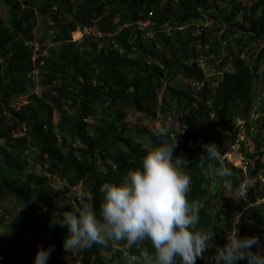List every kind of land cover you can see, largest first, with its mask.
Listing matches in <instances>:
<instances>
[{
  "label": "trees",
  "instance_id": "obj_1",
  "mask_svg": "<svg viewBox=\"0 0 264 264\" xmlns=\"http://www.w3.org/2000/svg\"><path fill=\"white\" fill-rule=\"evenodd\" d=\"M1 5L10 24L0 16V225L7 229L0 235V264H32L38 246H54L47 264H77L62 246L67 229L49 232L43 223L76 211L89 196L98 210L100 185L121 182L162 139L175 141L174 158L187 160L181 171L191 180L187 198L198 208L197 229L214 227L213 239L223 246L235 214L216 171L228 169L232 190L241 189L244 172L223 156L242 133L238 119L247 121L252 107L264 46L251 64L243 41L264 44V0H0ZM38 15L52 21L51 46L37 38ZM140 22L150 25L141 30ZM84 27L90 32L74 41L73 33ZM209 57L216 60L217 81L206 79L201 66ZM202 82L198 89L195 84ZM22 97L28 103L16 107ZM134 114L151 120L174 116L182 133L166 123L169 135L154 137L152 128L129 122ZM209 142L217 145L221 161L201 159V145ZM30 152L43 170L66 182L61 189L34 170ZM263 155L258 141L248 156L255 161L251 177L258 176ZM80 183L89 188L83 198L73 196ZM246 197L256 204L257 189ZM32 232L50 239L29 240ZM125 246V241L94 244L84 250L83 261L128 264L126 253L135 261L141 251H154L148 240Z\"/></svg>",
  "mask_w": 264,
  "mask_h": 264
},
{
  "label": "clouds",
  "instance_id": "obj_2",
  "mask_svg": "<svg viewBox=\"0 0 264 264\" xmlns=\"http://www.w3.org/2000/svg\"><path fill=\"white\" fill-rule=\"evenodd\" d=\"M150 132L157 138L169 135L167 126L157 125ZM175 147V141L162 139L141 158L139 167L125 173L121 182L102 183L98 210L89 196L76 211L52 215L50 227L67 229L62 241L65 253L74 255L94 244L113 241L138 245L148 240L154 251H141L137 264H196L197 258L213 247L212 264H264V244L257 235L241 236L235 226L225 235L223 246H214V227L197 229L198 208L187 198L191 180L181 171L187 160L174 158ZM201 147V159L221 161L215 143H203ZM227 172L218 168L216 174ZM53 250L54 246H38L32 264H47Z\"/></svg>",
  "mask_w": 264,
  "mask_h": 264
},
{
  "label": "rangeland",
  "instance_id": "obj_3",
  "mask_svg": "<svg viewBox=\"0 0 264 264\" xmlns=\"http://www.w3.org/2000/svg\"><path fill=\"white\" fill-rule=\"evenodd\" d=\"M243 2H251L253 0H241ZM224 7V6H222ZM225 13L227 12L225 10ZM0 16L3 21L10 24V19L7 16V12L4 6H0ZM37 38H44L46 45L51 46L50 38L52 31H50V26L53 25L50 18H44L41 15H38L37 18ZM209 25V24H207ZM83 33L80 32V30H77L73 33V40L78 41L80 39H83ZM236 38L239 37V35L235 36ZM37 45V44H36ZM243 46H245L248 61L251 64H255L257 60V54L261 51L264 44H256L252 43L249 44L248 38H245L243 41ZM255 55H254V54ZM46 51L44 52V55H46ZM214 57H209L205 60H201V66L202 68H216L217 63ZM258 78L254 82L253 87V93H254V99L252 103V107L250 109V113L248 116V120L244 121L241 118L238 119V125L241 126V142H242V148L245 150L246 158L248 159L249 155H254L258 146V141L261 142L262 151L264 153V60L261 63V66L259 67V71L257 73ZM35 77V79H34ZM39 79H40V71H35L33 75V80L35 82V93L40 94L41 88L39 87ZM28 103V99L26 97H22L19 100L15 101L14 105L16 107H21L22 105H25ZM132 112V111H130ZM101 117V115H100ZM58 121V119H55ZM129 122H132L137 125H145L149 128H154L157 125L164 126L166 123H175V133H182L181 132V126L178 122L175 121V118H170L168 120L163 119L162 115L160 114L159 117L156 120L146 119L142 116H137L134 114L133 116H130L128 119ZM175 121V122H174ZM90 123H94L95 120L91 119L89 120ZM249 130V132H248ZM192 142L189 143V146H192ZM27 160L31 163V166L34 168L35 171L40 173L41 175H47L49 179V184L54 189H61L66 182H64L58 175L55 174H48L45 170L42 169L41 162L35 160L34 153L30 152L27 154ZM258 160V157L255 159ZM249 165L248 170L245 171V180L243 182V185L241 189L237 192H234L232 190L231 184L228 182V176L223 175V190L224 194L226 195V199L228 201V204L230 206L231 211L235 214V221L234 224L239 230V235H257L262 244H264V155L261 159L262 168L258 174V176L251 177L250 175V169L254 168L255 161L248 159ZM232 166V165H230ZM239 166V164H238ZM234 167V166H232ZM237 168V167H235ZM239 168V167H238ZM257 189V203L256 204H250L248 198L246 197L247 192L252 189ZM88 187L84 183H80L79 186H77L75 189H73V196L77 198H83L85 195H87ZM213 194V184L211 183L208 187V197L212 198ZM240 199L243 201V204L240 203ZM224 200H221L219 203H215L216 208L218 210H221L224 206ZM9 207H11V204H9ZM57 216V214L55 215ZM45 226L49 227L48 231L50 232V229L52 227L49 226V222L45 221L43 223ZM247 227L246 232L242 235V228ZM6 228H4L3 225H0V235L3 236L4 232H6ZM64 237L67 235V232H63ZM29 240H39V241H46L47 239H50V236L47 235H40L36 236V233L32 232L28 234ZM213 245H218L215 243L214 239L212 241ZM125 248H128V245L125 246ZM117 249L119 250V247L117 246ZM214 249L207 250L205 253L202 254V257L197 258L201 261V264H211V254L210 252ZM253 251H256L254 248ZM71 258L75 259L77 261V264H86L83 261L84 258V250L77 251L73 254H71ZM132 260V264H137V261L139 260V256H136L135 261L132 259V256L128 253H126L123 261H129ZM134 261V262H133ZM246 263V261H244Z\"/></svg>",
  "mask_w": 264,
  "mask_h": 264
},
{
  "label": "built area",
  "instance_id": "obj_4",
  "mask_svg": "<svg viewBox=\"0 0 264 264\" xmlns=\"http://www.w3.org/2000/svg\"><path fill=\"white\" fill-rule=\"evenodd\" d=\"M69 1L74 2L75 0H69ZM53 9L58 10L57 5H55V7ZM149 25H150L149 22L138 23V27L141 30H145ZM78 30H80V32L83 33L84 35L88 34L90 32V29L88 27L80 28ZM146 35L148 37H150L151 33L147 32ZM35 46H36V52L39 53L40 46H38V44L37 45L35 44ZM233 46H234V48H236L235 44H233ZM41 65H44V62H41ZM203 69H204V72L206 75V79L212 80V78L214 77L216 79V81L219 80L220 76H218L217 68H212V69L203 68ZM34 79H35V77H34ZM195 85L198 87V89H201L204 86V83L203 82L202 83H196ZM240 129H241V126H240ZM240 136H241V134L238 136L237 140L232 144L230 151L225 156H223V160L228 165H232V166L237 167V168L239 167V169H241L245 173V171L248 170V168H249L248 167L249 162H248V159L246 158V153L242 151V142L240 140V138H241ZM238 164H239V166H238Z\"/></svg>",
  "mask_w": 264,
  "mask_h": 264
}]
</instances>
